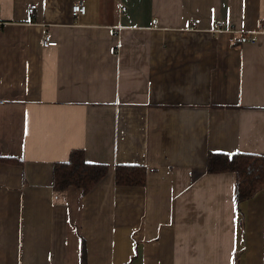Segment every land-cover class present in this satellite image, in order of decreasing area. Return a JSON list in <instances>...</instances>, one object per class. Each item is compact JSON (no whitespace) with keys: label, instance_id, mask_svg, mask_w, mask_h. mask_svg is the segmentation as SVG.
Segmentation results:
<instances>
[{"label":"crops","instance_id":"crops-1","mask_svg":"<svg viewBox=\"0 0 264 264\" xmlns=\"http://www.w3.org/2000/svg\"><path fill=\"white\" fill-rule=\"evenodd\" d=\"M76 1L0 0V264H264V189L208 171L264 155V0Z\"/></svg>","mask_w":264,"mask_h":264},{"label":"trees","instance_id":"trees-1","mask_svg":"<svg viewBox=\"0 0 264 264\" xmlns=\"http://www.w3.org/2000/svg\"><path fill=\"white\" fill-rule=\"evenodd\" d=\"M4 158L0 156V160ZM209 172L232 171L237 175V198L239 202L249 199L264 189V155L237 152L232 155L211 152L208 158ZM105 164H90L83 151L76 150L69 161L55 166V187L61 189L70 186L82 188L88 192L106 175ZM146 169L120 165L117 179L120 182L145 183Z\"/></svg>","mask_w":264,"mask_h":264},{"label":"built area","instance_id":"built-area-1","mask_svg":"<svg viewBox=\"0 0 264 264\" xmlns=\"http://www.w3.org/2000/svg\"><path fill=\"white\" fill-rule=\"evenodd\" d=\"M36 8H37V5L35 3H33V4H31L29 11L31 13H34ZM1 10L2 9H1V4H0V16H1ZM72 12L75 16H80V15L85 14L87 12V6L84 3V1L83 0H77L74 3V5L72 6ZM2 24H3V21L0 18V32L2 31ZM257 34L258 33L250 34L248 39L251 41H254L256 39ZM57 43H58V41L53 39L49 33L45 34L44 39H43L44 46H46V47L56 46Z\"/></svg>","mask_w":264,"mask_h":264},{"label":"rangeland","instance_id":"rangeland-1","mask_svg":"<svg viewBox=\"0 0 264 264\" xmlns=\"http://www.w3.org/2000/svg\"><path fill=\"white\" fill-rule=\"evenodd\" d=\"M68 188H69V187H68ZM65 189H67V188H65ZM57 190L61 191V190H64V189H61L60 187H57Z\"/></svg>","mask_w":264,"mask_h":264}]
</instances>
